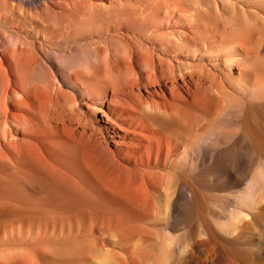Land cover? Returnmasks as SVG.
Instances as JSON below:
<instances>
[{"label":"bare ground","instance_id":"obj_1","mask_svg":"<svg viewBox=\"0 0 264 264\" xmlns=\"http://www.w3.org/2000/svg\"><path fill=\"white\" fill-rule=\"evenodd\" d=\"M0 264H264V0H0Z\"/></svg>","mask_w":264,"mask_h":264},{"label":"rangeland","instance_id":"obj_2","mask_svg":"<svg viewBox=\"0 0 264 264\" xmlns=\"http://www.w3.org/2000/svg\"><path fill=\"white\" fill-rule=\"evenodd\" d=\"M66 214V213H65ZM63 217H66L65 215H64V213H63ZM64 223H67V222H64Z\"/></svg>","mask_w":264,"mask_h":264}]
</instances>
